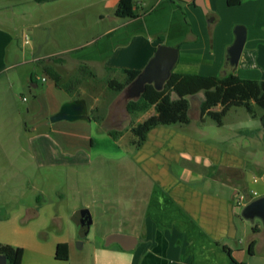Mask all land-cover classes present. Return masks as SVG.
Segmentation results:
<instances>
[{
	"label": "rangeland",
	"instance_id": "obj_1",
	"mask_svg": "<svg viewBox=\"0 0 264 264\" xmlns=\"http://www.w3.org/2000/svg\"><path fill=\"white\" fill-rule=\"evenodd\" d=\"M111 1L0 0V26L12 37L7 62L4 61V67H8L0 74V243L22 247L23 264H96L95 247L102 242L105 245L108 234L130 232L128 221L138 224L144 218V203L139 206L133 201L149 194L152 177L142 164L153 162L150 155L164 130L157 128L137 145L140 140L132 128L155 114L150 108L146 113L133 112L121 131L107 133L99 123L117 94L105 80L111 73L102 63L90 68L71 51L91 44L110 26L106 14L113 10ZM131 51L130 58H134V47ZM177 69L178 66L174 71ZM54 72L60 74L62 87L54 84ZM113 75L125 82L123 73ZM202 95L191 96L189 122L172 125L195 140L181 139L179 144L211 156L205 163H244L246 169L238 170L244 176L231 184L240 192L255 191L260 196L264 190V128L259 117L264 110L253 104L252 114L243 106L233 105L219 126L209 115L200 118L198 104ZM69 98H84L88 105L95 104L101 119H95L97 115L89 111V122H51L50 116ZM113 107L121 113L119 104ZM220 109L216 106L213 111ZM257 128L260 131L248 132ZM219 148L225 151L221 157ZM163 149L159 145L156 151ZM218 167L220 172L217 174L216 166L210 169V175L217 174L228 182L231 168ZM254 176L262 179L254 182ZM208 183V191L214 194L233 193L234 189L220 181ZM194 185L202 188L201 182ZM104 198L113 206L103 209ZM129 205L140 215L135 216L133 211L121 219L119 214ZM95 208L97 213L91 215L93 222L78 247L79 226L73 216L83 209L91 213ZM254 221L260 222L255 218L249 224ZM239 224L241 227V220ZM61 239L70 244L65 260L54 256L56 241ZM117 246L112 243L103 247ZM104 256L112 259L114 254ZM250 262L264 264V252L250 257Z\"/></svg>",
	"mask_w": 264,
	"mask_h": 264
},
{
	"label": "crops",
	"instance_id": "obj_2",
	"mask_svg": "<svg viewBox=\"0 0 264 264\" xmlns=\"http://www.w3.org/2000/svg\"><path fill=\"white\" fill-rule=\"evenodd\" d=\"M118 2L119 0L111 1L113 10L106 14L111 24L102 34L87 46L71 49L75 58L89 64L90 68L97 67L95 64H104L106 71L111 73L105 79L106 82L114 79L122 83L123 81L113 75L120 72L125 75V82L122 84L127 85L128 76L125 70L141 71L160 45L178 49V59L172 72L205 75H224L233 72L244 79L264 80V0H241L236 4H228L227 0H133L134 16L131 18L115 14ZM237 37L243 38V47L237 63H231L229 57L234 52ZM11 38L7 30L0 26V74L8 67H4V61L7 62ZM133 47L134 58H130ZM177 66L178 69L174 71ZM29 82L36 87L35 83H31V78ZM116 96L108 103L105 115L99 123L107 133L123 129L108 121L107 124L103 122L107 119ZM189 100L192 101L191 97ZM86 104L88 113L94 112L97 115L94 118L101 119L98 117L95 104L88 105L87 100ZM190 110L191 107L189 114ZM132 113L129 112L130 116ZM203 117L204 115L200 116ZM115 118L118 119L117 116ZM172 125L157 126L148 133V135L155 133L157 128L159 131L164 130L160 136L161 141L150 155L153 162L142 164L152 177L149 194L140 195L134 201L130 199L131 202L140 203L139 206L144 203L145 209L141 223L134 224V221L129 220L127 225L131 226L130 232H122L136 237L135 246L131 251L124 250L119 244L114 248H104L102 242L95 247L94 263L235 264L223 249V246H226L236 261L251 264L250 257L264 252V226L261 222L255 221L250 225L240 214L245 203L259 197L255 191L240 192L231 184V181H239L244 176L238 170L240 168L245 170V164L218 161L205 163L211 156L203 151H193L181 146L179 144L181 139L194 143L195 140ZM52 131L57 132L53 127ZM52 140L58 144L56 139ZM159 145L164 149L157 152L156 148ZM222 152L225 151L219 148L220 157ZM229 153L231 154L228 151ZM200 158H203V163L200 162ZM181 159L185 163H173L181 162ZM189 161L194 162L190 163L193 166H187ZM218 165L231 168L226 178L228 182L217 176L220 172ZM213 166L215 168L217 166L216 176L210 175ZM260 179L262 178L255 176L253 178L254 182ZM209 180L220 181L222 185L227 184L229 188L234 189L233 193L220 195L208 191ZM200 182L202 188L199 189L194 184ZM242 195L243 202L238 204L237 201ZM261 195H264V190ZM104 199L103 209L113 206L110 204L111 200L106 202L107 198ZM129 207L120 210L121 219L133 211L135 216L140 215L139 213L136 215L132 205ZM96 213L97 208L89 213L91 223L94 218L91 215ZM253 226L256 228L255 231ZM251 240H254V245L251 248L252 252H249ZM58 242L67 243L68 253L70 252L68 240L61 239L56 241V244ZM97 252H101L102 255L97 257ZM104 253L114 254V257L107 258Z\"/></svg>",
	"mask_w": 264,
	"mask_h": 264
},
{
	"label": "trees",
	"instance_id": "obj_3",
	"mask_svg": "<svg viewBox=\"0 0 264 264\" xmlns=\"http://www.w3.org/2000/svg\"><path fill=\"white\" fill-rule=\"evenodd\" d=\"M37 3L50 2L54 0H33ZM241 0H227L228 4H236ZM133 0H119L115 14L119 17H133ZM128 83L139 73L138 70H125ZM56 86H61V77L58 72L52 73ZM126 84L114 79L108 81V87L119 93ZM202 93L203 97L199 103L200 116L209 115L217 125H222V119L231 106H243L249 112L253 111V104L264 110V80L244 79L233 72L224 75H205L199 73L172 72L171 77L165 83L162 90H156L151 84H147L145 91L136 101H129L127 108L129 112H146L154 108L155 114L148 117L132 128L135 136L140 140L137 145L146 140L148 133L157 126H167L176 123L187 124L189 122V97ZM216 106H221L219 111H213ZM253 114V113H252ZM254 116V115H253ZM261 127L264 128V113L259 117ZM261 128L253 131L257 132ZM243 134V132H241ZM256 228L253 226V231ZM254 245V240L249 242V252ZM223 249L235 264H245L236 261L230 249ZM22 247H12L0 244V253L7 256V264H21L23 256ZM54 256L57 259L68 258V246L65 242H58L55 246Z\"/></svg>",
	"mask_w": 264,
	"mask_h": 264
},
{
	"label": "water",
	"instance_id": "obj_4",
	"mask_svg": "<svg viewBox=\"0 0 264 264\" xmlns=\"http://www.w3.org/2000/svg\"><path fill=\"white\" fill-rule=\"evenodd\" d=\"M242 47L243 38L237 37L234 43V52L229 57L231 63H237ZM177 59L178 49L176 47L168 45L158 46L146 66L118 93L107 119L103 122L106 123L108 121L110 124H114L113 121L116 120L115 126H118L119 128L125 126V123L130 120V114L127 108L128 102L138 100L145 91L147 84H151L158 91L162 90L165 83L171 77L172 69L177 62ZM116 104L120 105L121 116L113 107V105ZM116 116L118 119L115 118ZM60 120H83L89 122L90 117L88 115L86 100L84 98H77L64 101L60 105L58 111L50 116L51 122ZM240 214L248 221H253L255 218H258L264 226V195L245 203L241 207ZM73 217L75 223L79 226L80 238L77 240L76 244L78 247H81L83 244L81 238L87 234L91 223L90 215L87 209H83L80 212L75 213ZM84 225H86V228L82 229ZM136 241L137 239L133 235L110 233L105 237L104 244L105 246H109L112 243H117L124 250H131L135 246ZM7 262V256L0 253V264H7Z\"/></svg>",
	"mask_w": 264,
	"mask_h": 264
},
{
	"label": "built area",
	"instance_id": "obj_5",
	"mask_svg": "<svg viewBox=\"0 0 264 264\" xmlns=\"http://www.w3.org/2000/svg\"><path fill=\"white\" fill-rule=\"evenodd\" d=\"M43 80H44V79H43ZM253 194H255V192H254ZM243 199H244L243 195L240 196V198H239V200L237 201V203H238V204H241V203L243 202Z\"/></svg>",
	"mask_w": 264,
	"mask_h": 264
},
{
	"label": "flooded vegetation",
	"instance_id": "obj_6",
	"mask_svg": "<svg viewBox=\"0 0 264 264\" xmlns=\"http://www.w3.org/2000/svg\"><path fill=\"white\" fill-rule=\"evenodd\" d=\"M113 121V120H112ZM113 123H114V125H116V120L115 121H113ZM86 228V225H84L83 227H82V229H85Z\"/></svg>",
	"mask_w": 264,
	"mask_h": 264
}]
</instances>
